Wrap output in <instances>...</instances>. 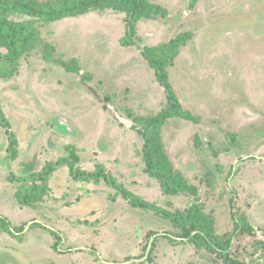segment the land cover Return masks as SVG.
<instances>
[{
    "label": "rangeland",
    "instance_id": "rangeland-1",
    "mask_svg": "<svg viewBox=\"0 0 264 264\" xmlns=\"http://www.w3.org/2000/svg\"><path fill=\"white\" fill-rule=\"evenodd\" d=\"M149 1L167 15L141 19L133 44H120L123 12L66 17L42 24L49 46L21 57L18 74L0 79V107L17 138L12 159L0 126V217L12 232L0 231V264H223L175 236L178 229L162 215L193 202L213 218L220 239L245 216L253 232L234 234L231 255L264 264V0ZM181 32L189 38L168 68L169 82L196 121L169 118L161 134L172 166L197 187V200L162 194L144 172L143 140L128 117L165 105L141 51ZM70 61L79 71L65 68ZM67 145L75 168L93 171L97 160L151 206L133 207L105 179H74L67 165L49 176L34 207L19 205L15 178L68 156Z\"/></svg>",
    "mask_w": 264,
    "mask_h": 264
},
{
    "label": "trees",
    "instance_id": "trees-1",
    "mask_svg": "<svg viewBox=\"0 0 264 264\" xmlns=\"http://www.w3.org/2000/svg\"><path fill=\"white\" fill-rule=\"evenodd\" d=\"M104 10L125 13V34L120 39V44L123 46L134 43L136 25L141 19H156L167 15L164 7L149 0H0V47L5 49V52H0V79L8 80L18 74L21 57L37 50L41 45L49 46L41 37L39 28L42 24L84 15L90 11ZM188 38V32H181L167 42L143 47L141 54L153 70L156 82L162 87L166 102L155 114L137 116L129 112L128 117L134 124L132 128L141 135L143 140L141 157L144 172L158 182L162 194L171 196L187 194L194 196L197 200V187L172 166L161 134V127L169 118L181 117L196 121V117L184 109L179 102L169 82L168 73V68L173 64L179 49L186 44ZM49 53L46 51L43 57L49 59L47 57ZM63 65L67 70L79 71L75 61L64 62ZM0 126L5 129L7 135V150L11 158L15 159L17 138L11 131L10 123L1 107ZM66 150L71 151L68 156L49 160L41 169L15 178L18 186L14 196L19 205L34 207L47 192L49 176L59 166L67 165L74 179L95 183L101 178L105 179L133 207L149 208L151 206L149 202L129 192L122 184L107 175L103 164L99 161H94L96 168L93 171L85 172L75 168L76 154L72 152L73 147L67 145ZM162 215L175 229H178L175 236L187 239L195 246L202 245L222 259L223 264H245L241 259L231 255L234 234L237 231L239 233L253 232L245 216L241 215L239 219H235L233 231L224 239H220L214 233L213 218L203 211L199 203L193 202L184 210L163 211ZM22 229V225L16 228L17 231ZM0 231H7L12 235L9 221L3 217H0ZM53 234L59 239L58 235L54 232ZM261 245L264 244L261 243Z\"/></svg>",
    "mask_w": 264,
    "mask_h": 264
}]
</instances>
